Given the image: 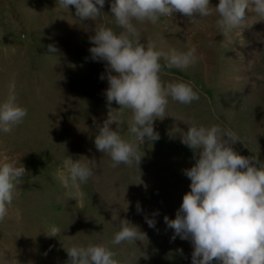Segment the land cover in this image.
I'll return each mask as SVG.
<instances>
[{"label": "rangeland", "instance_id": "374dc122", "mask_svg": "<svg viewBox=\"0 0 264 264\" xmlns=\"http://www.w3.org/2000/svg\"><path fill=\"white\" fill-rule=\"evenodd\" d=\"M111 3L105 0L102 16L80 21L74 6L63 8L57 0H0V102L14 81L17 103L28 110L23 123L0 132V164L15 162L28 172L0 222V264H66L68 247L89 242L106 244L121 264H191V242L172 241L174 230L164 222L165 215L175 218L190 191L183 170L195 160L181 143L178 129L188 127L183 121L233 129L244 138L234 150L264 162V21L250 6L229 37L217 29L214 11L191 21L179 13L156 24L134 21L142 41L152 40L159 49L196 46L197 62L184 70L165 68L162 80L191 81L200 99L189 105L170 100L166 115L171 117L154 121L160 139L139 144L144 156L138 168L110 166L109 156L94 145L96 125L109 111L106 62L93 61L89 49L100 25L122 31ZM218 3L210 0L213 7ZM49 45L57 51L50 52ZM110 107L123 112L120 131L131 139L130 111L115 102ZM68 157L96 164L95 175L80 185L83 195L74 199L69 193L76 190L60 180ZM145 217L155 219V228ZM119 219L139 226L146 237L113 245ZM53 227L59 232L49 236Z\"/></svg>", "mask_w": 264, "mask_h": 264}, {"label": "clouds", "instance_id": "9594fccd", "mask_svg": "<svg viewBox=\"0 0 264 264\" xmlns=\"http://www.w3.org/2000/svg\"><path fill=\"white\" fill-rule=\"evenodd\" d=\"M57 2L63 8L74 6L80 21L104 14L105 0ZM250 6L264 21V0H219L215 7L210 0H112L110 11L122 31L117 33L111 27L100 25L90 37L93 46L89 49L93 61L106 62L108 87L104 94L109 111L102 125H96L94 145L97 151L109 156L111 167L124 164L138 168L144 156L140 154L139 144L160 139L154 130V121L171 117L166 115L170 100L189 105L200 99V91L193 82L162 80L165 68L184 70L196 63V46L186 51L159 49L152 40L142 41L141 30L134 21L156 24L160 17L176 13L191 21L210 16L214 11L219 16L217 29L229 37L232 30L243 24ZM48 47L52 53L57 51L53 45ZM104 78L101 75L100 79ZM113 102L119 105V110L131 113L127 124L131 139L121 134L123 112L110 111ZM27 114V108L17 103L13 81L7 98L0 102V132L10 133L23 123ZM183 122L188 127L187 131L178 129L181 143L193 151L195 163L183 170L190 180V191L183 195L175 218L164 216L166 226L174 230L171 240L179 237L191 242V264H213L214 261L216 264H264V162L234 150L238 142L244 144V138L231 128ZM176 130L169 133L170 137ZM65 165L61 183L76 190L69 193L70 198L82 196L80 185L95 175L94 160L81 162L68 157ZM27 174L26 168L16 166L15 162L0 164V222L7 216ZM136 207L138 212L142 211L139 203ZM117 218L118 211L114 209L112 219ZM145 221L150 228H155V219L145 217ZM50 231L49 236H56L59 229L53 227ZM145 237L139 226L119 219V230L111 243H136ZM66 252V264H121L115 258L116 253L104 243L73 244Z\"/></svg>", "mask_w": 264, "mask_h": 264}]
</instances>
